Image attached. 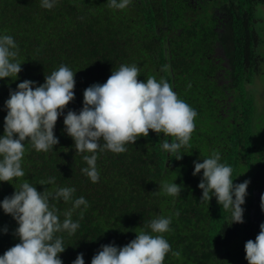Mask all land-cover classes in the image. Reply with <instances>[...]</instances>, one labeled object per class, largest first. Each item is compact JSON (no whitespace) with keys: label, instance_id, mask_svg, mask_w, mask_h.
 <instances>
[{"label":"trees","instance_id":"1","mask_svg":"<svg viewBox=\"0 0 264 264\" xmlns=\"http://www.w3.org/2000/svg\"><path fill=\"white\" fill-rule=\"evenodd\" d=\"M261 4L264 0H130L125 9L115 10L106 0H56L45 9L41 0H0V33L13 36L23 63L17 80H0V135L10 89L23 80L38 86L60 65L76 72L74 99L65 115L79 112L84 90L106 82L121 64L137 65L138 80L167 81L197 113L181 159L161 148L163 139L174 138L149 130L147 137L127 143L123 153L98 150L96 183L81 173L87 167L84 154L75 152L63 116L54 128L59 142L53 149L38 152L24 142L25 176L17 178L16 187L25 181L38 192L73 187V200L83 196L88 202L86 209L82 205L72 212L79 222L74 234L56 233L66 247L59 254L63 264H72L80 253L91 264L101 246L126 245L141 230L150 231L146 225L160 215L171 217L163 236L181 253L180 259L167 254L163 264H248L245 243L255 240L264 222V106L247 89L257 79L264 85ZM213 151L232 167L234 184L250 181L243 223L231 224L230 212L215 197L201 203L202 170L193 176V162ZM50 177L55 184L39 185ZM162 181L181 185L180 196L163 194ZM13 183L0 182V201L13 194ZM56 207L62 221L72 202L61 200ZM17 227L0 209V255L20 242Z\"/></svg>","mask_w":264,"mask_h":264},{"label":"clouds","instance_id":"2","mask_svg":"<svg viewBox=\"0 0 264 264\" xmlns=\"http://www.w3.org/2000/svg\"><path fill=\"white\" fill-rule=\"evenodd\" d=\"M56 0H41V7L51 9ZM130 0H106L107 7L125 9ZM19 49L13 36L0 33V80L18 79L22 70L18 60ZM76 73V72H75ZM75 73L66 65H60L45 75L44 83L23 80L15 90L9 91L4 103L3 135H0V182L13 183L15 191L0 201V209L11 215L18 227L15 235L19 243L0 255V264H63L59 254L65 251L63 238L56 233L72 235L79 227L73 221L72 212L80 206L88 207L81 196L73 200V187H56L51 191L38 192L24 177L22 159L27 140L38 152H48L58 144L54 128L58 117L63 116L65 132L74 141L75 152L84 154L82 159L87 167L81 173L92 183L99 180L96 167V152L109 150L120 154L127 149V143L134 144L141 136L147 137L149 130L163 139L161 148L175 159H181V148L188 147L195 130L196 111L178 98L171 85L155 77L138 80L140 69L137 65L121 64L103 84H93L83 92V107L79 112L65 107L74 99ZM103 141L101 144L100 141ZM88 153H91L89 155ZM175 154V155H173ZM218 151L194 161L193 176L201 173L197 187L202 190L201 203H208L212 197L225 211H229L232 223H243L242 205L247 195L249 180L234 184L233 169L221 162ZM55 184V177L39 185ZM160 191L167 196H180L181 185L174 181H162ZM72 202V207L63 213L61 221L56 202ZM264 209V194L261 196ZM83 212H81L82 218ZM176 215H179L177 212ZM171 217L160 215L152 219L146 228L136 233L133 240L122 247L103 245L91 259V264H163L171 253L181 258L179 251H173L163 233L170 230ZM255 240L245 243V259L248 264H264V222L259 225ZM7 232V229H4ZM72 264H85L83 254L77 255Z\"/></svg>","mask_w":264,"mask_h":264},{"label":"rangeland","instance_id":"3","mask_svg":"<svg viewBox=\"0 0 264 264\" xmlns=\"http://www.w3.org/2000/svg\"><path fill=\"white\" fill-rule=\"evenodd\" d=\"M259 7L260 8H258V9H260L261 10V12H263L264 13V10H262V9H264V4H261V5H259ZM251 87V89L253 90V91H257V90H261V87H262V85L261 84H257V85H255V84H251L250 85ZM249 89V88H248ZM250 91V90H249ZM261 92L262 91H260V92H258L257 93V101L259 102V106H262V105H264V96H261Z\"/></svg>","mask_w":264,"mask_h":264},{"label":"flooded vegetation","instance_id":"4","mask_svg":"<svg viewBox=\"0 0 264 264\" xmlns=\"http://www.w3.org/2000/svg\"><path fill=\"white\" fill-rule=\"evenodd\" d=\"M262 10H264V9H262ZM251 84H255V85H257V84H261V85H262L261 90H257L256 92L253 91V90L250 88V87H251V86H250ZM251 84L247 87V89L249 88V90H250V92H251L253 98L256 99V101H257V93H258V92L262 91V92H261V96H264V85H263V82H261V81H259V80L257 79L256 81H254V82L251 83ZM257 104L259 105V102H258V101H257ZM262 106H264V105H262ZM262 106H261V107H262Z\"/></svg>","mask_w":264,"mask_h":264}]
</instances>
